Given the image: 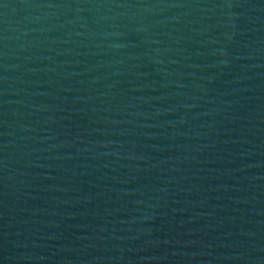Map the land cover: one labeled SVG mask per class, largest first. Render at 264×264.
<instances>
[{"label": "water", "instance_id": "obj_1", "mask_svg": "<svg viewBox=\"0 0 264 264\" xmlns=\"http://www.w3.org/2000/svg\"><path fill=\"white\" fill-rule=\"evenodd\" d=\"M0 264H264V0H0Z\"/></svg>", "mask_w": 264, "mask_h": 264}]
</instances>
